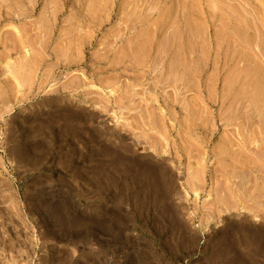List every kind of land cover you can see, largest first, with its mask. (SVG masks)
<instances>
[{"label":"rangeland","instance_id":"rangeland-1","mask_svg":"<svg viewBox=\"0 0 264 264\" xmlns=\"http://www.w3.org/2000/svg\"><path fill=\"white\" fill-rule=\"evenodd\" d=\"M0 264H264V0H0Z\"/></svg>","mask_w":264,"mask_h":264}]
</instances>
